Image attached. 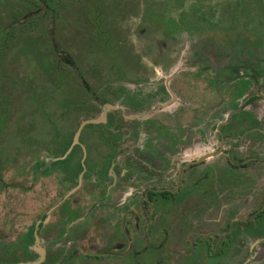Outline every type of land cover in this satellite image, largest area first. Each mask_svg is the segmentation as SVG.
Masks as SVG:
<instances>
[{"label": "flooded vegetation", "instance_id": "af4514ba", "mask_svg": "<svg viewBox=\"0 0 264 264\" xmlns=\"http://www.w3.org/2000/svg\"><path fill=\"white\" fill-rule=\"evenodd\" d=\"M4 1L0 264H264V0H99L93 25L136 69L107 57L89 91L92 2ZM50 121H77L68 145ZM22 163L53 201L35 219L1 182Z\"/></svg>", "mask_w": 264, "mask_h": 264}, {"label": "rangeland", "instance_id": "374dc122", "mask_svg": "<svg viewBox=\"0 0 264 264\" xmlns=\"http://www.w3.org/2000/svg\"><path fill=\"white\" fill-rule=\"evenodd\" d=\"M89 1L92 2L93 7L95 6L94 10H91V11H93V13L91 15L90 13L88 14V12L85 11L84 12L85 17H83L81 24L88 25V23L91 21L92 22L91 24L93 25L94 24L93 22H95V18L93 15H94V11L98 10V7L96 5H98L99 0H89ZM223 1L227 2V0H223ZM228 1H231V0H228ZM0 3H1V6L6 8L7 10H9V3L8 2H6L4 0H0ZM68 3L73 7V9L77 8L78 10H80V8L86 7V5L87 6L89 5L86 0H82L80 2L68 1ZM76 3H79L78 6L76 5ZM88 8H91V7H88ZM156 16H158V15H156ZM221 22H220L221 23L220 26H224L227 24L237 25L239 23L238 20H234V21L232 20V22L230 21V23H228L226 20H225V22L224 21H221ZM91 24H89L90 29H91V27H90ZM206 25L208 26V24H206ZM94 27H96V32H95V30L92 31L93 35L95 36V38H92L94 43L93 44L91 43L89 45H81L80 50L83 51L82 56H84V57L82 59V62L77 61V63H76L77 64L76 69L77 70L79 69V72H80V74H78L76 76V79L78 80V84L82 87L81 89L87 88L88 91L89 90H98V89L103 90L105 88L106 81L108 80L106 75L104 76V73L106 74L105 71H106V67L108 65L107 57L109 59V62L113 66L112 67L113 69H115L117 67V69L120 70L121 68H123V65L125 66V68L127 67L128 69H132V70L136 69L133 66V63L131 62L130 56L127 54H124V56H122V53H120V47L118 45H114V46L110 45L112 40L111 39L104 40V36L101 35L102 31L100 30V28L97 26H94ZM89 28H87V29L90 30ZM170 28L171 27L167 25L164 27V31L166 33H168L171 31ZM187 30L190 31L189 27H187ZM191 30H193V27ZM162 32H163V30H162ZM167 37L168 36L166 35L164 39H166ZM202 41H207V39H204ZM110 49L113 52L115 50L116 53L115 52L112 53L111 51H109ZM125 60H126V62L124 63ZM44 62H45V60H43L41 63L43 64ZM127 62L132 63V66L129 65ZM43 65L46 66L45 63ZM83 67L86 68V70L91 69L89 71V75H87L83 72V69H82ZM181 76H183V75H181ZM60 99H61V97L58 96L57 101H59V103H61ZM98 99H99V101H101L102 97H98ZM73 100L74 99L72 96L65 97L63 108L64 109L66 108V110H67V108L70 105L74 104ZM41 109H42V107L38 108L37 111L41 112L42 111ZM82 114H84V111H81L80 115H82ZM73 117L75 118V116H73ZM16 121H17V123H16ZM16 121L14 122L15 128L17 125L18 130H28V132L30 131V134L27 133V136L29 138H27V136H25L23 138L25 143L27 141H29V142H32L33 144H35L36 146L44 144L45 139L43 138V131L46 130V126L44 128V125H42L41 121H37V119H35V121H37L36 124L34 123V126L32 124L30 127L28 126V122L24 121L22 118L17 117ZM18 121H22V122L18 123ZM2 124H4V123H2V121H1L0 130H2ZM52 124L55 125V127H56L55 130H57L58 133L60 134L59 136H60V140H61V145L62 144L68 145V143L70 141L71 131L74 129V127H76L77 121H57V122L50 121L49 134H54V128H52V126H51ZM92 128L93 127L86 126L82 131V135L88 134L89 131L92 130ZM19 143H20V139H18V144H17V149L20 151V148H22V147L21 146L19 147ZM5 144H9V142H7ZM31 146H33V145H30V147ZM32 149L36 150L37 147H32ZM32 156H34V155H32ZM24 159H25V155H24ZM92 160H93V156L89 155V158H88V160L84 166L85 169L90 170V167H91L90 163L92 162ZM0 167L2 168V164ZM37 176L38 175H37L36 170H33L32 173H31V171L26 173V170L24 169V166L22 163L20 165H17L16 170H12V169L9 170V172L7 173V177L4 178L3 181H1L2 184H5V186H7L8 193L10 191V194H13L14 190L16 189L14 193H16V195H17L18 210H25V208L30 209L31 217H33L34 219L43 210L42 207L40 209L38 206V205L42 204L41 202H46V204H51V202H53L51 196H49L48 198L44 196V194H46V192H44L42 190V188L40 187L39 184L41 181H40V178ZM34 177H37V178H34ZM0 180H1V177H0ZM14 181L16 183L15 188L10 186V184H13ZM2 187H4V186H2ZM48 194H49V192H48Z\"/></svg>", "mask_w": 264, "mask_h": 264}, {"label": "water", "instance_id": "95a60500", "mask_svg": "<svg viewBox=\"0 0 264 264\" xmlns=\"http://www.w3.org/2000/svg\"><path fill=\"white\" fill-rule=\"evenodd\" d=\"M90 122H92V123H97V121H90ZM83 126V125H82ZM81 126V127H82ZM78 135H79V132L75 135V137H74V142H73V145L77 142V138H78Z\"/></svg>", "mask_w": 264, "mask_h": 264}]
</instances>
